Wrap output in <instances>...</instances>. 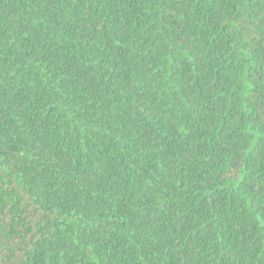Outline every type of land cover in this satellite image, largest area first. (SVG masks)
I'll list each match as a JSON object with an SVG mask.
<instances>
[{
    "label": "trees",
    "instance_id": "trees-1",
    "mask_svg": "<svg viewBox=\"0 0 264 264\" xmlns=\"http://www.w3.org/2000/svg\"><path fill=\"white\" fill-rule=\"evenodd\" d=\"M0 264H264V0H0Z\"/></svg>",
    "mask_w": 264,
    "mask_h": 264
}]
</instances>
